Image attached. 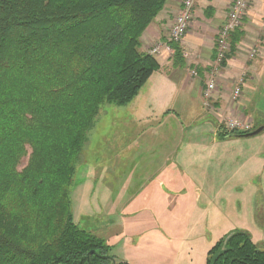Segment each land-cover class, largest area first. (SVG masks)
Returning <instances> with one entry per match:
<instances>
[{"label": "trees", "instance_id": "trees-1", "mask_svg": "<svg viewBox=\"0 0 264 264\" xmlns=\"http://www.w3.org/2000/svg\"><path fill=\"white\" fill-rule=\"evenodd\" d=\"M166 2L0 0V264H88L91 250L90 264H110L106 241L74 222L73 177L100 107L128 104L159 68L141 35ZM205 264H264V248L233 229Z\"/></svg>", "mask_w": 264, "mask_h": 264}, {"label": "crops", "instance_id": "crops-1", "mask_svg": "<svg viewBox=\"0 0 264 264\" xmlns=\"http://www.w3.org/2000/svg\"><path fill=\"white\" fill-rule=\"evenodd\" d=\"M230 2L231 0H197L193 6L191 25L180 45L181 57H178L176 62L172 53L156 56L159 68L152 73L139 93L124 105L128 108L123 116L125 124L137 126L146 124L150 131L156 122H159L160 126L164 120L173 118L180 123L182 117L191 119L193 116L201 120H192V124L189 122L187 126L183 125L184 131L187 130L188 133L198 130L202 125L206 127L203 132H192L194 134L190 138L184 139L183 135L176 146H170L174 152L170 153L172 159L168 160L169 162L157 166L154 170L142 166L141 180H148L141 182L138 191L129 196L124 194L129 184L127 180L123 182L119 192L112 191L114 198L111 202L113 205H120V208L119 212L115 213L117 219L114 221L113 229L103 226L102 235L112 245L113 252L131 264H184V246L188 247L190 244V236L196 234L201 237L207 225L213 226V216L208 219L206 215L207 202L216 203L218 191L212 184H218V178L221 177L217 175V167L203 164L202 160L194 163V159L197 158L198 161L204 149L207 152L212 151L218 143L251 138L234 137L222 141L214 128L216 121L205 112L201 103L200 85L203 86L211 70L218 30L226 19ZM180 6L181 0H167L162 11L141 35L142 50L150 48L146 41L151 36L156 37V42L167 40L172 15L178 12ZM263 23L264 0H252L240 27L243 32L241 39L215 77L217 89L223 88L222 92H226L230 79L246 76L241 84L243 110L246 108L243 102L247 98L246 94L262 85L264 77ZM253 46L257 48V53L250 57L247 50ZM191 69L197 70L198 76L190 75ZM247 83L249 84L246 86ZM227 99L228 95L219 93L217 107L233 104ZM192 105L197 109L192 110ZM190 113L194 115L190 116ZM183 128L181 125L182 131ZM150 139L156 140L148 134L145 135L144 141L148 143L144 146L146 153L151 151L154 155L156 151L152 150ZM157 140V146L163 150L166 149L164 143L170 144L163 134H159ZM136 141L135 138L130 144L135 146ZM126 146L129 147V144ZM136 149V146L131 148L138 154ZM149 157L151 158V154L147 155V158ZM214 157L216 160L220 158L218 154ZM201 195L207 201H201ZM127 197L129 198L125 199ZM195 204H199V208L197 207L194 214L192 210ZM192 215H195V218L189 219ZM129 218H136L137 221L128 223ZM186 221L193 226L186 225ZM168 241L171 242V246L168 245ZM202 242H205V239ZM199 246L197 245V249ZM202 248H206L205 243Z\"/></svg>", "mask_w": 264, "mask_h": 264}, {"label": "rangeland", "instance_id": "rangeland-1", "mask_svg": "<svg viewBox=\"0 0 264 264\" xmlns=\"http://www.w3.org/2000/svg\"><path fill=\"white\" fill-rule=\"evenodd\" d=\"M176 14L172 15L171 25ZM148 43L150 48L142 51L149 53L150 49L159 41L156 42V37L151 36L146 41V44ZM161 54L157 56H163L162 52ZM154 57L156 58L155 55ZM156 60L159 64L158 59ZM210 74L211 72L209 71L207 76ZM190 75H192L191 72ZM243 78L245 79L246 76H243ZM238 79H230V83H227L228 89H225L226 92H222L223 88H219L220 90L217 89V92L213 93L212 106L210 104L205 105V99L201 95L202 108L217 122L213 121L215 123V131L219 128V124L223 125L225 130H228L227 126L229 123L236 119L241 121L243 125L248 123L250 125L249 130L260 126L264 127V77L262 78V85L251 91V93L246 94L247 98L243 101L246 107L244 110L241 103L242 94L240 98L238 97L239 99H232V91ZM200 86L203 90V86ZM247 91L249 90L247 89ZM219 93L228 95L227 101L233 104H229V106L223 104L217 107ZM191 109L197 108L192 105ZM127 110L128 108H125L124 105L105 104L100 107L94 126L89 131L87 141L80 153L73 177L71 209L74 222L80 228L99 235L105 241L106 239L102 235L103 226H108L110 230L113 229L114 221L117 219L115 213H118L120 208V205H113L111 202L114 198L112 191L119 192L123 182L127 180L129 181L127 192L123 193L127 194V196L135 193L139 190L141 182L148 180H141L142 166H148L149 169L154 170L157 166L169 162L168 160L172 159L170 153L173 151L170 146H176L177 141L183 135L185 136L184 139H187L194 134L192 132H203L206 129L202 125L199 126L198 130L188 133L187 130L184 131L183 125L187 126L189 122L192 124V120H201V118L193 116L191 119L182 117V122L180 123L173 118L164 120L160 126H158L159 122H156L153 124V130L150 131L147 129L146 124H138V126L131 123L125 124L126 120L123 116H125ZM189 115L194 114L190 113ZM248 115L253 117V119L250 116L248 117ZM208 121L212 123L211 120ZM181 125L183 131L181 130ZM237 126L240 125L237 124ZM233 130L235 129L228 131ZM242 132L245 133V131ZM147 134L156 139H150L149 143L152 145V150H155L159 155L156 153L152 155L151 151L146 153L144 144L148 142L144 141V137ZM159 134L165 135L168 142H170V144L164 143V146H166L164 150L157 146ZM135 138L137 140L135 146L139 152L138 154L131 150L135 146L131 145L132 143L130 144V142ZM222 141H225V139ZM126 144H129V147ZM212 149V151L208 152L204 149L203 155L198 157V161L195 158L194 163L202 160L201 163L203 164L215 166L217 167L218 177L221 176L218 178V184H212V187H217L218 191L216 203L207 202L206 215L208 219L213 216L214 223L213 226L207 225V229L202 232L203 235L201 237L196 234L190 236V244H188V247L184 246V264H205L208 250L221 237L233 229L247 231L252 241L264 248V128L248 140L226 141L216 144ZM148 154H151V158H147ZM215 154L220 156L218 160L215 159ZM26 160L27 157L23 158L18 167L24 166ZM141 161L146 162L142 163ZM113 184L115 187H113ZM220 184L221 188H219ZM208 186L209 184H207ZM200 199L201 201H207L202 195ZM200 206L202 207L203 205ZM197 207L199 208V204H195L192 210L194 214L197 211ZM193 218H195V215L189 217V219ZM136 221V218L128 219V223ZM185 224L193 226L188 221ZM203 239H205V242H202ZM106 243L111 247L110 254L113 255V258L115 257V263L121 260L113 252L112 245L107 241ZM167 243L171 246V242L168 241ZM204 243L206 248L203 249ZM197 245H200V250L197 249Z\"/></svg>", "mask_w": 264, "mask_h": 264}, {"label": "built area", "instance_id": "built-area-1", "mask_svg": "<svg viewBox=\"0 0 264 264\" xmlns=\"http://www.w3.org/2000/svg\"><path fill=\"white\" fill-rule=\"evenodd\" d=\"M197 0H181V6L178 10L176 17L170 26L167 40L165 42H159L154 45L149 53L151 55H160L162 53H172L173 50L170 48V42H175L178 45L183 43L185 34L187 33L192 19H193V6ZM252 0H231L228 6V12L224 23L218 30V36L215 45V57L211 66V74L205 78L202 90V98L205 99V105L210 104L211 100L214 98L213 93L217 92V82L215 76L218 74L222 67V61L226 58L227 54L230 52L231 44L230 37L231 34L243 24L244 17L247 14L249 7L251 6ZM264 28V23H263ZM250 57H254L257 53L256 47H251L247 50ZM187 55V53H185ZM191 74L193 76H198L197 70L191 69ZM243 78H239L237 83L234 85L232 91V99L240 98L242 94L241 84ZM238 98V99H239ZM212 106V105H211ZM239 124L240 126H237ZM228 130L235 129L233 131H248L250 125L248 123L244 124L239 120H233L227 126Z\"/></svg>", "mask_w": 264, "mask_h": 264}, {"label": "water", "instance_id": "water-1", "mask_svg": "<svg viewBox=\"0 0 264 264\" xmlns=\"http://www.w3.org/2000/svg\"><path fill=\"white\" fill-rule=\"evenodd\" d=\"M263 126L257 127L251 131L245 132L243 134L238 135V137H251V136H255L257 135L259 132H261L263 130ZM91 254H95V255H99L97 252H95L94 250H91L88 252L87 254V260H88V264H90V255ZM105 259H108L110 261V264H115V259L111 256H102Z\"/></svg>", "mask_w": 264, "mask_h": 264}]
</instances>
